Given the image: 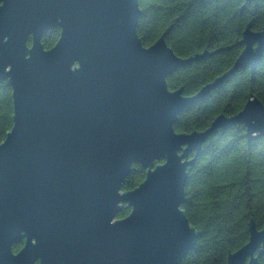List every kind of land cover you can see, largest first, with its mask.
Returning <instances> with one entry per match:
<instances>
[{"label":"water","instance_id":"1","mask_svg":"<svg viewBox=\"0 0 264 264\" xmlns=\"http://www.w3.org/2000/svg\"><path fill=\"white\" fill-rule=\"evenodd\" d=\"M243 1L241 9L253 0ZM140 16L139 0H0V83L13 106L0 143V264H180L199 237L181 206L203 144L235 125L248 143L264 136V104L253 94L205 130L173 128L237 71L255 74L264 24L247 25L233 65L185 96L167 78L216 51L181 58L164 36L145 47ZM55 27L46 50L41 38ZM135 164L144 180L121 191ZM248 233L226 264H259L264 227L250 220Z\"/></svg>","mask_w":264,"mask_h":264},{"label":"trees","instance_id":"2","mask_svg":"<svg viewBox=\"0 0 264 264\" xmlns=\"http://www.w3.org/2000/svg\"><path fill=\"white\" fill-rule=\"evenodd\" d=\"M243 4V0H139L136 31L143 46L164 36L168 47L181 58L216 51L169 76L170 91L182 88L183 95L192 96L233 65L243 48L239 42L246 26L258 31L264 24V0H253L241 9ZM59 34L58 27L44 34L43 48H52ZM250 94L264 104V56L253 76L248 69L237 71L204 100L185 108L173 128L177 133L205 130L218 115L237 114ZM12 118L11 88L3 82L0 143L11 130ZM244 134L241 125L217 130L188 169L181 209L199 237L180 264H226L228 254L247 243L250 220L258 230L264 227V136L248 143ZM144 177L145 170L133 165L121 191L136 188ZM129 212L124 207L117 218ZM22 245H14L13 252ZM259 264H264V249Z\"/></svg>","mask_w":264,"mask_h":264}]
</instances>
